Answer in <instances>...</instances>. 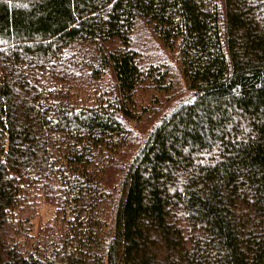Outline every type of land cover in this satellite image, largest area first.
I'll return each instance as SVG.
<instances>
[{
    "label": "trees",
    "instance_id": "16d2710c",
    "mask_svg": "<svg viewBox=\"0 0 264 264\" xmlns=\"http://www.w3.org/2000/svg\"><path fill=\"white\" fill-rule=\"evenodd\" d=\"M0 264H264V0H0Z\"/></svg>",
    "mask_w": 264,
    "mask_h": 264
},
{
    "label": "rangeland",
    "instance_id": "374dc122",
    "mask_svg": "<svg viewBox=\"0 0 264 264\" xmlns=\"http://www.w3.org/2000/svg\"><path fill=\"white\" fill-rule=\"evenodd\" d=\"M136 40V43H138V48L142 51V53L146 54L147 56L157 55V60L154 62L163 60V57L167 56V52L165 50L161 51L162 49L160 50V47H158L156 41H154V38H152L151 35H143L140 33L138 37H136ZM172 66L174 67V63ZM175 68L176 67H174L173 73L177 78H179V73Z\"/></svg>",
    "mask_w": 264,
    "mask_h": 264
}]
</instances>
